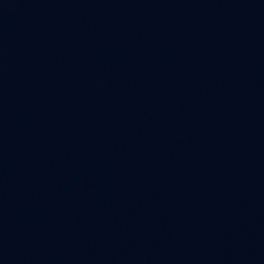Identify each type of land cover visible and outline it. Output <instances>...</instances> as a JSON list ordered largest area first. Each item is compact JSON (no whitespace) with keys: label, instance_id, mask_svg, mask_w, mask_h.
<instances>
[{"label":"water","instance_id":"water-1","mask_svg":"<svg viewBox=\"0 0 264 264\" xmlns=\"http://www.w3.org/2000/svg\"><path fill=\"white\" fill-rule=\"evenodd\" d=\"M0 264H264V0H0Z\"/></svg>","mask_w":264,"mask_h":264}]
</instances>
